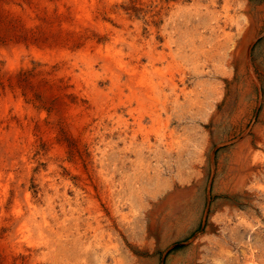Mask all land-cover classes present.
<instances>
[{
    "label": "rangeland",
    "instance_id": "374dc122",
    "mask_svg": "<svg viewBox=\"0 0 264 264\" xmlns=\"http://www.w3.org/2000/svg\"><path fill=\"white\" fill-rule=\"evenodd\" d=\"M84 1L0 0V264H264V0L249 84L195 12Z\"/></svg>",
    "mask_w": 264,
    "mask_h": 264
},
{
    "label": "bare ground",
    "instance_id": "6f19581e",
    "mask_svg": "<svg viewBox=\"0 0 264 264\" xmlns=\"http://www.w3.org/2000/svg\"><path fill=\"white\" fill-rule=\"evenodd\" d=\"M75 1L78 3V7H80L84 0H75ZM169 1H170L169 5L172 7V9H175V10L186 9L188 11L195 12V15H197V19L200 20L199 22H203L204 32L199 33L200 35L198 36V40L200 41V50H198V52L194 53L193 55H197V53H200L201 55L204 56L203 60L210 62L211 65L217 70L218 69H224L226 67L227 68L231 67L230 65L232 64V62L238 60L240 68H241L240 71L244 72V74H245L244 76H245V79L247 80L248 84L253 82V77L250 74V71L248 69V60L246 59V53L247 52H245V51L247 49L250 37L254 33V27H253V25H249V24L247 25L246 24V22H245L246 17L243 18V20H240L239 19L240 14H239V17H236L234 15V13H232V12H235V10H234L235 4L240 6L241 10L246 11V10L250 9L246 0H235V1L233 0V2H235L234 4H233V2L231 3L232 0H190L189 4H187L188 1H186V0H169ZM84 3H85V1H84ZM183 3H186V4L182 5ZM82 7H83V5H82ZM241 19H242V17H241ZM117 55H119V54L117 53ZM118 60H119V58H118ZM123 65H124V63H123ZM218 71H220V70H218ZM133 72H135V69ZM227 72H229V71L227 70ZM142 74L140 73V75H142ZM143 76H144V74H143ZM144 78H145V76H144ZM138 79H141V78L139 77ZM147 79L149 80V78H147ZM136 81H137V79H136ZM148 82H150V81H148ZM145 83L147 84V82H145ZM151 84H152V82H151ZM151 86H152L151 87V89H152L154 86L153 85H151ZM213 89L214 88H212V90ZM145 90H146V88H145ZM176 90H177L176 84L172 81L171 82V91L175 93ZM202 90L204 91V89H202ZM180 91H181L180 93L184 94V96L186 98H189L188 94H190L191 92L187 91L185 87L181 88ZM146 93H148V92L146 91ZM150 95H152V94H150ZM177 96L178 95L176 94L175 99H174L175 102L178 101ZM25 194H27V193H25ZM21 225H23V223ZM37 228L39 230V233H41V234H43V232L45 230L47 232H51V233L53 231L51 226L49 227V224L45 221L44 218H43L42 223L39 224L37 226ZM46 238L47 237H45V239ZM49 239H50V237H49ZM43 242L45 244L44 239H43ZM54 246H56V245H54Z\"/></svg>",
    "mask_w": 264,
    "mask_h": 264
}]
</instances>
